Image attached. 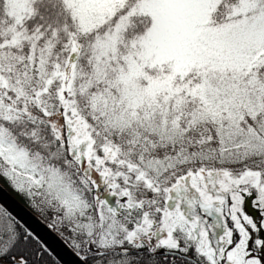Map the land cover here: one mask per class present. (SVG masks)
Returning <instances> with one entry per match:
<instances>
[{
	"label": "snow or ice",
	"instance_id": "obj_1",
	"mask_svg": "<svg viewBox=\"0 0 264 264\" xmlns=\"http://www.w3.org/2000/svg\"><path fill=\"white\" fill-rule=\"evenodd\" d=\"M3 182L80 264H264V0H0Z\"/></svg>",
	"mask_w": 264,
	"mask_h": 264
},
{
	"label": "water",
	"instance_id": "obj_2",
	"mask_svg": "<svg viewBox=\"0 0 264 264\" xmlns=\"http://www.w3.org/2000/svg\"><path fill=\"white\" fill-rule=\"evenodd\" d=\"M0 204L6 206L19 218L26 222L36 233H38L54 252V257L61 264H80L79 258L75 255L65 241L45 224L38 216L20 203L12 194L0 185Z\"/></svg>",
	"mask_w": 264,
	"mask_h": 264
},
{
	"label": "trees",
	"instance_id": "obj_3",
	"mask_svg": "<svg viewBox=\"0 0 264 264\" xmlns=\"http://www.w3.org/2000/svg\"><path fill=\"white\" fill-rule=\"evenodd\" d=\"M0 185L3 186L10 194H12L20 203H22L25 207H27L30 211H32L36 216H38L45 224H47L48 226L51 224V217L49 215L42 214L35 208L31 207L26 199L18 195L17 192H15L11 187H9L7 182L0 183ZM52 230L55 231L59 236L61 235L60 232L57 231L55 228H52ZM61 237L64 239L62 235ZM51 259L55 260V264H61L54 256Z\"/></svg>",
	"mask_w": 264,
	"mask_h": 264
},
{
	"label": "rangeland",
	"instance_id": "obj_4",
	"mask_svg": "<svg viewBox=\"0 0 264 264\" xmlns=\"http://www.w3.org/2000/svg\"><path fill=\"white\" fill-rule=\"evenodd\" d=\"M3 185V184H2ZM4 186V185H3ZM6 187V186H5ZM52 229V227H50ZM61 236V235H60ZM66 243V242H65ZM67 244V243H66ZM69 246V248H71V246L69 244H67ZM72 249V248H71ZM72 251L74 252V250L72 249Z\"/></svg>",
	"mask_w": 264,
	"mask_h": 264
}]
</instances>
